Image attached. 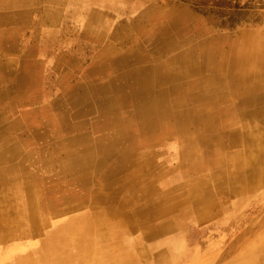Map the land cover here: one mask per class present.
I'll use <instances>...</instances> for the list:
<instances>
[{"label": "bare ground", "instance_id": "6f19581e", "mask_svg": "<svg viewBox=\"0 0 264 264\" xmlns=\"http://www.w3.org/2000/svg\"><path fill=\"white\" fill-rule=\"evenodd\" d=\"M185 23L164 25L154 34L149 22L136 26L142 37L150 38L147 50L138 41L127 46L130 34L117 29L108 36L111 42L101 44L99 60L85 70L99 77L72 83L65 98L49 107L45 104L40 119L34 112L32 120L30 114L14 119L12 123L30 135L22 152L18 141L0 148V182L20 168L38 177L46 194L43 200L34 199V185L24 187V215L31 229L45 222L44 217L38 221V209L57 213L60 199L68 202L66 208L91 199L130 207V212H115L126 223L122 224L130 226L134 216L160 206L172 221L182 206L203 216L214 208L220 188L234 194L239 190L231 187L236 179L244 186L252 178L264 177V133L260 138L252 134L264 128L250 130L248 122L264 126V51L244 43L225 45L227 38L216 42L204 41L199 34L189 38ZM181 38L185 41L180 45ZM219 43L229 52L221 54ZM255 61L258 69L249 67ZM237 79L241 83L235 88ZM170 135L182 143L177 169L184 168L186 176L181 184L164 179L168 173L162 166L154 169V152ZM235 147L238 150H232ZM227 165L237 170L229 172ZM220 178H225L222 185ZM103 188L109 190L108 197L102 196ZM185 191L193 195L190 203L179 199ZM147 226L150 231L161 225ZM59 234L49 239L41 260L23 259L20 264H83L84 256L94 264L115 261L116 256L98 259L101 247L86 245L79 232L76 239L73 234ZM119 264H128L127 259L119 256Z\"/></svg>", "mask_w": 264, "mask_h": 264}, {"label": "rangeland", "instance_id": "374dc122", "mask_svg": "<svg viewBox=\"0 0 264 264\" xmlns=\"http://www.w3.org/2000/svg\"><path fill=\"white\" fill-rule=\"evenodd\" d=\"M148 22L150 34L164 25L186 22L184 30L189 38L199 34L209 42L226 37L225 45L244 43L264 51V0H0V148L18 141L22 152L30 133L13 124L14 119L27 114L32 116L30 120L33 114L40 119L45 104L49 107L54 100L65 98L72 83L99 77L96 72L87 75V71L99 60L101 44L111 42L108 36L114 31L130 34L127 46L138 41L147 50L152 45L150 38L142 37L137 28ZM168 29L174 31L172 27ZM184 41L179 39L180 45ZM255 64L256 61L249 67L258 69ZM23 109L28 113L24 114ZM248 122L250 130L264 128L261 122ZM262 132L252 134L260 138ZM181 145L170 135L154 152V169L162 166L168 173L163 178L172 184L183 183L186 176L184 168L177 169ZM227 169L237 170L232 165ZM27 171L17 169L0 182V264H20L23 259L39 261L51 237L65 233L75 238L78 232L86 245L90 242L101 247L98 259L116 256L113 264H119V256L128 264H264V177L252 178L244 186L236 179L231 183V187L239 188L234 194L220 188L214 208L203 216L187 212L182 206L174 211L172 218L176 221H172L160 206L144 216H134V225L130 226L122 224V216L115 213L130 212V207L94 203L91 199L66 208L68 202L60 199L57 213L50 208L38 209V221L45 222L31 229L24 215V187L34 185L37 202L46 194L38 177L27 175ZM223 180L220 178L218 184L222 185ZM101 193L109 196L108 189L103 188ZM192 196L185 191L179 199L189 202ZM157 222L161 226L148 231L147 225ZM156 233L159 234L153 235ZM92 263L84 256L83 264Z\"/></svg>", "mask_w": 264, "mask_h": 264}, {"label": "crops", "instance_id": "0c3cea01", "mask_svg": "<svg viewBox=\"0 0 264 264\" xmlns=\"http://www.w3.org/2000/svg\"><path fill=\"white\" fill-rule=\"evenodd\" d=\"M226 37H220V38H213V39H211L212 41H214V42H216V41H220V40H223V39H225ZM219 44H221V43H219ZM231 46V45H230ZM219 48V50H220V53L221 54H223L224 52H229V50H228V48L227 47H225L224 45H222L221 44V46L220 47H218ZM231 49H233L232 47H231ZM226 50V51H225ZM231 52V51H230ZM239 83H241L240 82V80L239 79H237L234 83H233V87H237L238 85H239Z\"/></svg>", "mask_w": 264, "mask_h": 264}]
</instances>
